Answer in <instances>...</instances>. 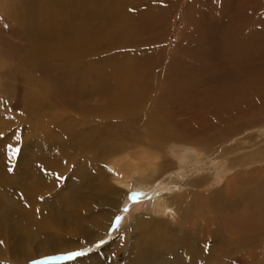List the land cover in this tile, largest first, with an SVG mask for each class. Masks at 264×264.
Here are the masks:
<instances>
[{
    "label": "bare ground",
    "instance_id": "obj_1",
    "mask_svg": "<svg viewBox=\"0 0 264 264\" xmlns=\"http://www.w3.org/2000/svg\"><path fill=\"white\" fill-rule=\"evenodd\" d=\"M2 1L6 3L7 0H0ZM23 3L24 0H10L4 14L5 18L10 17L16 21V24L7 30L8 35L16 37L17 40L11 38V41H7L8 39L1 35L0 43L7 41L6 44L10 47L8 50L0 46V60L8 64V69L3 73L11 78L14 72L21 75L26 74L24 72H32L35 77L26 75L25 78H31V83L41 88L39 94L42 99H39L38 107L42 110L46 107L54 110L66 106L75 114L56 117L49 114L50 110H43L42 119L40 117L38 122L39 127H55L56 124L58 135L54 138L52 133L44 131L46 139L40 146L41 153L24 162L26 165H21L19 169H11V172L2 174L4 178H0V264H16L35 257L36 254L25 252L20 244L37 232H45L55 227L60 228L63 234L68 233V237L87 226L91 227L92 224L105 226L108 219L106 214H113L116 198L119 194L123 195V191L129 190L132 184L128 181L129 176L123 175L124 171L121 172L119 163L110 162L118 158L114 156L120 148L139 146L137 151L140 152L130 153V159L127 157L129 160L125 162L135 174H146L142 179L139 178L137 186L138 193H144L151 188L157 177L169 171L170 167L193 169L220 146V143H216L223 141V136L219 137L218 141L214 134L207 135L206 129L194 120L185 123L180 130L175 129V125L166 127L172 124L169 118L177 112L167 107L168 102L188 98L183 91L182 82L203 78L205 74L211 75L216 69L215 66L210 67L202 61L204 59L201 57L204 48L201 40V19L205 5L211 7L215 19L223 21L231 17L223 22L220 34L231 63L228 66L230 70L219 75L222 85L209 88L205 95L195 101L191 109H195L194 116L203 115L202 110H211L213 113L219 100L229 95L231 100H238L241 113L236 112L224 118L219 115L217 119L213 117L214 124H211L208 132L213 131L212 129L217 131L218 128L228 130V121L264 110V70L255 69L257 71L252 75H249L246 69L235 70L240 68V63L252 58L253 53L260 51L261 46L257 43V38L264 31V15L256 19L253 14L264 7V0H210L208 4L205 0H189L182 14L181 29L177 33L183 41L175 44L167 57L164 52H158L161 49L154 55L139 53L138 47L151 42L157 33L162 37L163 34L166 35L168 20L177 0H37L35 7H31V11L35 13L34 16L32 12L31 21L21 9ZM6 6L7 4L3 6V10ZM92 10L99 13V19H85L84 16ZM143 14L141 22L134 21L137 15ZM29 22L34 37L31 42L26 40ZM196 34L198 37L192 38ZM133 46L136 47L132 49ZM111 76L117 78L114 90L110 95L100 93L99 96L103 100L101 106H94L93 102L89 104L88 96L96 93L108 77L112 79ZM6 87L11 89V83ZM214 90L216 91L213 92ZM36 92L32 90L25 93L34 96ZM249 103L253 104V107L249 106ZM136 112L146 114V123H152L153 117L156 121L152 126L145 127V131L134 130L133 133L126 132L123 136L112 134L109 127H106L111 120L106 125L99 123V120L90 122L93 117L109 119L111 116ZM154 126L158 129L155 130ZM119 138L124 140L117 144ZM166 146L168 148L164 150ZM237 147L238 144L226 147L215 158L223 159ZM153 149L159 150L160 153L157 151L159 154H153V151H150ZM170 157L179 159L180 162L173 161L177 166H173ZM224 163L217 173L219 176L228 174L234 166L237 168L239 161L228 159ZM104 169L109 171L118 186L115 187L113 183L111 186L115 188L107 185ZM259 171L260 169H254L241 173L238 170L228 175L223 191H215L206 198L208 204L213 205L209 216L205 211L193 214V210H189L192 214L189 216L180 199L186 195L187 199H193L197 203V193L192 191L193 194H189L188 189L199 190L200 183L205 180L208 183L210 180H201L197 176L179 183L185 191L162 200V212L167 213L173 207L180 218L178 225L173 226L157 218L138 214L133 220V229L137 230L136 237L131 240L134 241L131 253L135 251V258L133 260L134 255L131 254L132 257L129 256L126 261L139 264L142 256L137 255L140 250L143 247H151L161 257L180 253L184 257L183 262L206 264L207 255H220L222 251H226L221 256L227 258L233 254L238 244L243 243L244 249L249 250L250 246L254 245L253 242L263 243L264 175H260V172L264 173V170ZM64 175L67 176L69 191L61 196L48 197L45 199L48 206L45 207L47 204L41 203L39 198L63 180ZM24 178L30 179L28 184L18 186ZM172 182L176 185L175 181ZM97 199L103 200L107 213L97 212L102 210L101 204H96L99 209L93 206ZM189 222L192 223L190 226ZM214 223H224L225 227L216 226L210 230L207 226ZM205 230L206 234L212 233L215 236L216 241L220 242V248L206 250L202 247L203 242H209L204 239ZM222 231L229 233L228 237L224 235L223 240L219 237ZM97 235H100V232H91L87 239L95 241ZM11 237L17 242L10 243L8 248L6 242H9ZM64 239L57 243L61 249L43 252L38 256L72 251L92 243ZM225 244L229 247L223 249ZM107 255L109 258L106 264H117L116 255L113 258ZM213 257L217 259L216 255ZM104 258L103 254L101 256L95 253L65 264H102Z\"/></svg>",
    "mask_w": 264,
    "mask_h": 264
},
{
    "label": "rangeland",
    "instance_id": "obj_2",
    "mask_svg": "<svg viewBox=\"0 0 264 264\" xmlns=\"http://www.w3.org/2000/svg\"><path fill=\"white\" fill-rule=\"evenodd\" d=\"M9 1L10 0H7L6 3L4 1L0 2V38H1L0 41L2 40V37L8 39L7 41H11V38L17 40L16 37L9 36L8 35L9 31L7 30V28H11V26L16 24V21L12 20L9 16H8L9 18L4 17L5 11L9 7L8 5ZM188 1L189 0H177L176 5L173 8V11L171 12L172 15H170L169 18L170 20H168L169 28H167L168 32L166 33V35L163 34L162 37V35L157 33L156 38H154L155 40L151 39V42L138 47L139 53H152L155 55V52L161 49L163 51L159 50L158 52L161 53L164 52L166 54L165 57H167V54L173 51L174 47L178 44V42L183 41L180 39L177 33L181 29L182 14L183 11H185L186 9ZM209 1L210 0H205L207 4L209 3ZM4 4L5 5L7 4L5 10H3V8L5 7ZM36 4H37V0H24V3L22 5L21 9L24 12V15L27 18H29L30 21L32 19V12L33 15L35 16L34 11L33 10L31 11V7L33 9ZM96 6L97 4L95 5V8ZM204 8L205 10L203 13V17L201 19L202 29H203L202 30L203 35L201 40L204 43V48L202 49L203 52L201 53V57L204 59L202 61L207 63L210 67L215 66L216 69L215 72L211 75L205 74L203 78L187 79L189 81L184 80L182 82L183 91L185 95L188 96V98L184 99L183 97L168 102L169 104L167 105V107L174 111L176 110L177 112L171 115L169 119H171L172 124L166 127L168 128L169 126L175 125L176 126V127L174 126L175 129L180 130V128H183L185 126V123H191V121L194 120L196 121L197 124L198 123L201 124L204 130L206 129L207 135L214 134L215 139L218 138V141L220 140L219 137L223 136L222 137L223 141H219L216 143V144L220 143V146L216 150H214L212 154H210L209 156L207 155L193 169L190 167H182V166L175 169H172L173 167H170L169 171L157 177V179L152 183L151 188L148 191L144 193L139 192L141 195L138 196L135 201L129 198V193L130 192L138 193V189H137L139 182L138 180L142 179L144 176H146V174H142V175L135 174L129 167L126 166L127 162L125 161H128L134 152H136L137 154L140 152L139 150L137 151V149H139L138 148L139 146H135V147L127 146L126 148L125 147L120 148L119 150L120 152L118 151L114 156V158L118 156L119 159L116 157L115 159L110 160V162L119 163L118 166L120 167L121 172L124 171L123 175L129 176L128 181H131L132 184L129 190L123 191L122 193L123 195L119 194V197L116 198L115 206L113 208L114 211L113 214H106V218L108 217V219H110V220L106 219L107 224L105 226L98 225L99 223L96 225L92 224L91 227L87 226L84 230L81 229L77 231L78 233L76 232L74 234H70V236L68 237L66 236L68 235V233L65 232L63 234V231L59 230L60 228H55V227L51 228V230H45V232L44 231L37 232L36 234H33L30 237L25 238L20 244L22 248H24L25 252L29 254H36V256L30 260L21 261L16 264H65L68 262H72L78 258L81 259L86 258V256H90L95 253H99V255L101 256L103 254L105 256L104 262L102 261V264H106V262H108L109 257L107 254H109L110 257L112 256L111 258H113V256L116 255L115 258H117L118 260L117 264H130L129 263L130 261L128 262L126 261V259L132 254L131 249L133 247L132 243L134 241L131 242V240H134L136 237L135 231L137 230L133 229L134 217H136L138 214H143L145 216L157 218L161 222L170 223L173 226H177L180 221L177 212L172 207L170 208V210L167 211V213H163L162 204L164 202L162 200L165 197L167 198L169 196L175 194L178 195L184 192L185 190L183 189L182 185H179V183H182L185 180H189L197 176L200 177L201 180H205V178L206 179L208 178L210 180L208 183H206V180L200 183L199 184L200 188L199 190L197 189L198 192H196L197 190H194L193 188L188 189V192H190L189 194H193L192 191L197 193V196L199 197L197 198V203H195L193 199L190 198L187 199L186 195L181 197L180 199L181 205L185 208V210L189 212L188 214L189 216H192L191 212L193 211H195L193 212V214H196L199 211H203V212L205 211L208 215L209 211L211 210L210 208L213 205L208 204L206 198L211 196L215 191L218 192L223 191L227 182L226 177H228V175H232L235 173V171L238 170H240L241 173L243 172L248 173L254 169H260V171L264 170V110L263 112L262 111H256L254 113L252 112L251 114L244 116L242 118L228 121L227 124L229 123L228 125L230 126V129L228 130L226 128L225 130L222 128L221 129L218 128L217 131L215 129H212L213 131H209V132H208L209 127L212 126L211 124H214V122L212 121L213 117L217 119L218 115L221 118H224L227 115H232L235 114L236 112L241 113L240 111L241 108H240V104L238 103V100L236 98H233L231 100L230 95L228 93L229 96H225L223 97V99H220L217 104L218 107L216 106L217 109L221 111V113L214 108L215 109L214 111L217 114H215L214 111L212 113L211 110H207V111L202 110L201 113H203V115H200L201 117L200 116L195 117L194 116L195 109L194 111L191 110L194 107L195 101H197L200 96L205 95L208 92L209 88H212L213 86L216 87L222 85L221 77L219 75L223 73L224 74L227 73L230 70L228 66L231 63L230 56L226 54V51L223 47V43L220 37L221 26L223 22H225L228 19H231V17H227L223 21L221 19H215L212 16L211 7L209 5L208 6L205 5ZM263 9L264 7L262 9L257 10L255 14H253V16H255V18L262 17L264 15ZM148 13L150 14V11H148ZM84 17L89 21H94L99 19L100 15L95 10H92ZM143 17L144 14L140 16L137 15V18H135L134 21L141 22ZM31 29L32 26L30 25L29 22L27 35H26V40L28 42H31L34 39L33 35L31 34ZM7 36L9 38H7ZM197 37L198 36L196 34L192 38H197ZM7 41H5L4 44L3 42L0 43V46H2L4 49L9 50L10 47L9 45L6 44ZM257 43L261 46L260 51L256 54L253 53V55H251L252 58H250L249 60L240 63V68H235L236 71L239 69L241 71L246 69L249 75H252L255 74L257 70H262V69L264 70V31H262L261 36L257 38ZM135 47L136 46H133L132 49ZM0 59H2L1 56ZM7 66L8 64L6 62L0 60V178L1 179L4 178L2 174L4 175L6 173L11 172L10 169L13 170L19 169L21 165H26L24 162L31 160V158L41 153L42 147L40 148V146L43 143V141L46 139L43 134L44 131L52 133L54 135V138H56V135H58L57 126L55 123H53L55 124V127L51 125L50 126L44 125L43 129L39 127L38 122L40 117H41L40 119H42L41 114L43 110L44 111L50 110L49 114L53 116L55 115L56 117H60V116L65 117L66 115L73 116L75 114L74 112H72L70 108L66 106H62L61 108L54 110H51V108L46 107L43 108L42 110L41 107L37 106V104L39 103L38 102L39 99H42L41 94H39L41 88L35 83L32 84L31 78L30 79L28 77L25 78L26 75L35 77V74H32V72H24L26 74L21 75L19 72H14L13 77L11 76L10 78V75L5 76L3 73L5 69H8ZM86 66L87 65L85 64L84 67ZM113 76H111L112 79L111 78L109 79L108 77L105 84L99 87L96 93H92L90 94L91 96L90 95L88 96L87 102L89 104L93 102L94 106L102 105L103 100L99 95H101L100 93L102 94L108 93L110 95V93L114 90V86L117 78H114ZM90 80L91 78H89V81ZM10 83L12 90L6 87L9 86ZM32 90L37 91L34 96L27 94L28 91H32ZM24 91L27 93H25ZM215 91L216 90H214L213 92ZM197 96L198 98L196 99ZM249 106L253 107V104L249 103ZM154 118L155 117H153L152 123L156 121V119ZM146 119L147 117L144 112H136V113H124L122 115L120 114L116 116H111L109 119L104 117H98V118L93 117L90 119V122H93V120H95V122H98L97 120H99V123L106 125L109 124L111 120L110 123L111 125L110 124L106 125V127L107 126L109 127L112 134L123 136L126 132L133 133L134 130H138L139 132L145 131V127L152 126V123L150 122L146 123ZM104 121H106V123H104ZM154 128L155 130L158 129V127L156 126H154ZM189 128L190 126L188 127V129ZM122 140L124 139L123 138L117 139V144L119 142H122ZM233 144H238L237 149H235L233 153L230 152L229 154L228 152L225 158L216 159L221 154L224 148L229 147ZM9 146H11V148H9ZM167 148L168 146H166L164 150H166ZM13 151H15V155L12 154ZM150 151H153V154L160 153L159 150L157 149H153ZM127 157H129V159H127ZM225 159L226 160L238 159L239 161L238 167L236 168V166H234L235 168H232L228 174L226 173L219 176L217 175V173L225 164L224 163V161H226ZM170 160L172 162L179 161V159L176 157L175 158L170 157ZM123 162L125 163L123 164ZM174 162H173V166L175 164ZM175 166L177 165L175 164ZM103 174H104V179L106 180L105 182L107 183L108 186H111L112 183L113 185L115 184L114 185L115 187L118 186L117 181L112 179V176L110 175L109 171H107V169H104ZM261 174L264 175L263 172H260V175ZM62 179L63 180H60L59 182H57V184L54 185L55 187L57 186L56 188L54 187L47 190L39 198V201L41 203L47 204L45 199H48V197L55 195L61 196L67 191H69L67 176L64 175ZM28 181H30V179L24 178V181L22 183H19L18 186H22V187L26 186L28 184ZM172 181H175L176 185L172 184L173 183ZM114 186L111 187L115 188ZM118 199H120V201ZM93 203H94L93 206L96 208H98L99 205L101 204L102 210L97 212H101V214L107 213V209H106L107 207H105V205L103 204L102 199L101 201L97 199ZM96 204L99 205L96 206ZM47 206L48 204L45 205V207ZM117 217H120L121 219L117 221L116 219ZM191 224L192 223L189 222V226ZM216 226L225 227L224 223H220L219 225H216L215 223L209 224L207 227H209V229L212 230ZM98 231L100 232L101 236L97 235V237H95V241L87 239V236L91 232H94L95 234V233H99ZM206 233L207 232L205 230V234ZM211 234L212 233H208L204 236V239L209 242H203V244L201 243L202 247H205L206 250H211L212 248L221 247L220 242H217L216 239L214 238L215 236ZM228 234H229L228 232L225 233V231H222L220 233L221 236L219 237L223 240L225 239L223 238L224 235L228 237ZM63 238H65L64 239L65 241L74 240L73 242H76L78 240V242H83V243L92 242V243L86 244L85 247L77 248L72 251L52 253V254L43 255L41 257L38 256L43 252H47L55 249H61L62 247L61 246L59 247L57 243L60 242V239ZM101 240H103L104 243L101 244L100 243ZM15 242H17V240L14 237H11L9 242H6L7 247L9 248L11 244H15ZM252 244L254 245H251L249 250L244 249L243 243L241 245L238 244V247H236L237 249L236 248L234 249L235 253L233 252V254L227 258L221 256L222 254H225L226 251H222V254L220 255L218 254L207 255L206 264H244V262L245 264H264V245H263L264 242L261 244L260 243L258 244V242L257 243L253 242ZM226 247H229V245L225 244L223 246V249ZM64 248H66V246ZM81 249H91V251H88L85 255L76 257L73 260L57 259V257L65 255L69 252L79 251ZM138 254L139 255H137V257L142 256L141 260L139 261V264H188L186 261L185 262L182 261V258L184 259V257L180 253H176L174 255L171 254L167 256L168 258L161 257V255L157 254L155 252V249L151 247L149 248L143 247ZM178 254L181 256H178ZM132 255H134L133 256V260H134L135 251L133 252ZM214 255H216L217 259L213 257ZM240 255H242L243 257ZM233 260H235L236 263L235 261L233 262ZM193 264H196V262H194Z\"/></svg>",
    "mask_w": 264,
    "mask_h": 264
},
{
    "label": "snow or ice",
    "instance_id": "obj_3",
    "mask_svg": "<svg viewBox=\"0 0 264 264\" xmlns=\"http://www.w3.org/2000/svg\"><path fill=\"white\" fill-rule=\"evenodd\" d=\"M9 148H11V146H9ZM18 151V150H17ZM13 155H15V151H13L12 153ZM11 170V169H10ZM141 194L140 193H133V192H130L129 193V198L132 199V200H136L138 196H140ZM117 221H119L121 218L120 217H117L116 218ZM2 243V242H0ZM100 243H104L103 240L100 241ZM98 246V245H97ZM88 251H91V249H81L79 251H75V252H69L65 255H62L60 257H57V259H65V260H73L75 259L76 257H79V256H83L85 255Z\"/></svg>",
    "mask_w": 264,
    "mask_h": 264
}]
</instances>
